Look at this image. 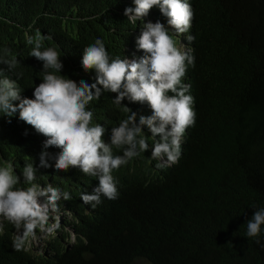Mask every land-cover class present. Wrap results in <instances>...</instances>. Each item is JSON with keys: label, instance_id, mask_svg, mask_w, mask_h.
<instances>
[{"label": "trees", "instance_id": "16d2710c", "mask_svg": "<svg viewBox=\"0 0 264 264\" xmlns=\"http://www.w3.org/2000/svg\"><path fill=\"white\" fill-rule=\"evenodd\" d=\"M193 10L188 33L176 37L158 8L131 22L124 9L133 0H0V58H16L12 71L21 98H33L43 79L42 62L31 57L27 43L37 30L50 36L41 50L61 54V75L79 83L95 82V70L81 66L83 49L103 41L110 59L139 60L145 55L135 41L149 20L169 28L181 51L194 57L182 83L194 98L195 124L186 129L177 163L157 168L149 150L114 170L118 197L92 209L80 200L98 185L79 169L56 171L60 149L49 148V168L39 167L46 139L18 118L0 113V166L12 164L21 176L27 164L36 168L35 183L67 192L59 207L72 216L74 243L65 235L49 241L46 253L14 251V227L4 222L0 264H264V225L257 239L246 236V222L264 208V0H187ZM194 39L189 42L186 36ZM7 50V52H6ZM114 93L90 102L93 124L111 130L128 113L113 103ZM18 103V102H14ZM137 116L150 117L145 104L122 101ZM157 139H159L157 137ZM114 155L122 150L113 147ZM255 206V207H253ZM67 235V234H66Z\"/></svg>", "mask_w": 264, "mask_h": 264}, {"label": "clouds", "instance_id": "9594fccd", "mask_svg": "<svg viewBox=\"0 0 264 264\" xmlns=\"http://www.w3.org/2000/svg\"><path fill=\"white\" fill-rule=\"evenodd\" d=\"M133 3L135 7L125 8L123 13L131 22L142 21L155 7L166 17L165 23L176 37L191 29L193 10L187 0H133ZM149 21L143 24L135 41L137 50L145 53L139 60L110 59L100 39L83 49V70L96 73L95 82L91 84L83 80L77 83L60 74L63 69L61 54L52 47L41 50L42 42L51 37L42 35L39 30L27 41L33 45L29 55L42 62L43 79L35 86L33 98H21L16 81L0 70V113L9 118L18 113L20 121L46 138L39 155V167H51L47 149L56 148L60 149L55 157L56 171L75 168L86 176L97 178L98 185L92 192L80 196L83 204L92 209L101 204L102 197L117 199L112 173L149 150L145 128L154 141L150 158L159 161L157 168H165L178 162L182 137L186 129L195 124L194 98L186 94L190 86L182 83L187 67L194 64V57L180 50L169 28L159 21ZM186 39L191 42L194 37L188 35ZM0 64L12 71L18 60L0 58ZM104 93L116 94L113 103L128 113L118 127L112 128L110 143L103 141L105 128L93 124V112L87 107ZM124 100L146 103L152 115L138 117L136 112L122 106ZM113 147L121 149L122 155H114ZM21 175L27 187L22 186L21 176L15 174L12 164L0 166V233L4 231V222L14 227L13 250L30 252L26 248L30 240L37 239V230L48 236L55 234L60 225L71 237V242L65 237L64 243H74L75 236L69 227L72 216L59 207L61 199L71 200L69 193L61 192L52 184L41 187L35 183L36 168L32 163L23 167ZM262 225L264 208H259L246 222V236L259 243L257 238Z\"/></svg>", "mask_w": 264, "mask_h": 264}, {"label": "rangeland", "instance_id": "374dc122", "mask_svg": "<svg viewBox=\"0 0 264 264\" xmlns=\"http://www.w3.org/2000/svg\"><path fill=\"white\" fill-rule=\"evenodd\" d=\"M149 22H145V24L149 23ZM41 200H42V198H41ZM67 219H69V218H66V220ZM61 233H63L65 235L66 239H68L71 242L70 234L65 229H63L62 225H60L59 230L55 234L48 235V236H45L43 233H41L39 230H37V239L36 240H30L28 242L26 249L28 251H30L31 253H38V252H41L43 250H46V247H43V246H45L49 241H52V239L54 238L55 235H59ZM43 253H45V252H43ZM134 264H146V263L140 260V261H136Z\"/></svg>", "mask_w": 264, "mask_h": 264}]
</instances>
